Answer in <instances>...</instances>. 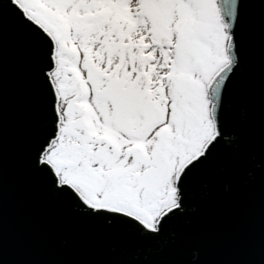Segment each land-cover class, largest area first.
I'll return each mask as SVG.
<instances>
[{
  "label": "snow or ice",
  "instance_id": "1",
  "mask_svg": "<svg viewBox=\"0 0 264 264\" xmlns=\"http://www.w3.org/2000/svg\"><path fill=\"white\" fill-rule=\"evenodd\" d=\"M0 264H264V0H0Z\"/></svg>",
  "mask_w": 264,
  "mask_h": 264
},
{
  "label": "water",
  "instance_id": "2",
  "mask_svg": "<svg viewBox=\"0 0 264 264\" xmlns=\"http://www.w3.org/2000/svg\"><path fill=\"white\" fill-rule=\"evenodd\" d=\"M256 67H257V71H258V54H257ZM11 258H12V256H11V254H10L9 259H11ZM177 259H186V257H185V258H180V257H178Z\"/></svg>",
  "mask_w": 264,
  "mask_h": 264
}]
</instances>
